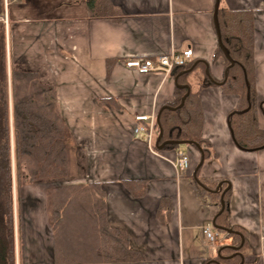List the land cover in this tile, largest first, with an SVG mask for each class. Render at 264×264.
I'll return each mask as SVG.
<instances>
[{"label":"crops","instance_id":"obj_1","mask_svg":"<svg viewBox=\"0 0 264 264\" xmlns=\"http://www.w3.org/2000/svg\"><path fill=\"white\" fill-rule=\"evenodd\" d=\"M109 3L112 12L95 17L86 0H9L4 7L7 60L54 87L55 108L72 135L74 174L23 186L26 226L18 262L56 264L49 189L100 184L107 220L124 229L144 257L116 264H204L205 258L217 256L219 247L230 246H239L231 248L238 264H264V146L245 150L233 139L228 120L239 103L237 95L221 88L223 59L213 60L219 46L215 0ZM220 7L253 15L254 85L263 103L258 123L264 130V0H220ZM187 47L193 49V61L204 64L179 82L200 92L204 143L199 146L209 156L198 170L203 155L197 145L161 150L155 144L157 129L153 147L133 132L137 115L156 119L162 107H174L177 89L184 88L177 87L174 74L140 73L125 65L127 59L155 58ZM206 65L219 84L200 86ZM179 152L191 158L185 174L173 166ZM194 172L198 179L216 182L215 190L224 194L225 223L244 230H237L241 245L233 244L227 230L216 228L215 250L203 237V221H214L220 209L200 200L190 180Z\"/></svg>","mask_w":264,"mask_h":264},{"label":"trees","instance_id":"obj_2","mask_svg":"<svg viewBox=\"0 0 264 264\" xmlns=\"http://www.w3.org/2000/svg\"><path fill=\"white\" fill-rule=\"evenodd\" d=\"M5 0H0V16L4 13ZM90 15L100 16L112 12L109 0H86ZM219 28L225 47L231 53L234 65L228 70L227 79L220 80V85L226 93L237 95L238 107L229 114L230 128L234 131L233 138L237 147L251 150L262 148L264 130L259 127L258 111L263 106L257 100L254 77V40L253 15L250 11L229 10L220 7L218 10ZM4 21L0 20V264H16L15 262V225L14 208L17 209L18 195L22 184L39 182L40 180L64 179L71 176V160L69 143L72 135L68 125L60 117L55 108L54 87L39 80L33 71L12 68L8 71L6 38ZM213 60L223 59L225 69L229 65L222 49L218 46ZM195 61L178 67L171 73L174 76L189 69ZM201 62V61H200ZM198 65L204 66L203 63ZM195 67L190 74L197 71ZM11 75L12 102L8 99V78ZM186 74L178 76L182 82ZM247 81H246V78ZM203 83L207 86L219 84L203 71ZM251 91L249 101L247 95ZM179 97L173 106L180 103L185 96L184 89H177ZM181 108L174 111H162L161 127L164 140H191L199 145L204 143L201 137V122L203 121L200 105V92L190 89ZM248 111H242L246 107ZM11 105V109L9 107ZM158 131V126L156 124ZM181 145H167L179 147ZM208 157V151L203 149ZM27 170V176L21 173V166ZM14 170L15 186L13 187L12 171ZM18 180V182H17ZM190 180L198 192L199 198L205 204L211 203L222 208L220 204L222 192L215 190L216 182L202 177ZM201 180V182L199 181ZM100 184H64L49 189L48 211L49 222L54 236V261L56 264L118 263L143 261L140 250L132 247L129 236L122 228H114L107 220L105 192ZM225 200V196L223 197ZM226 204V200L224 201ZM162 204V203H161ZM228 206L219 213L216 224L229 229L226 221ZM233 230L244 232L242 228L232 226ZM234 245H241L239 233H229ZM70 237V238H69ZM69 238V239H68ZM217 256L205 258L204 264H238V255L232 249L219 247ZM217 249V250H218ZM243 249V247H242ZM241 249V250H242ZM230 257V258H227ZM215 260V261H212Z\"/></svg>","mask_w":264,"mask_h":264},{"label":"built area","instance_id":"obj_3","mask_svg":"<svg viewBox=\"0 0 264 264\" xmlns=\"http://www.w3.org/2000/svg\"><path fill=\"white\" fill-rule=\"evenodd\" d=\"M9 0H5L4 7H7ZM1 21H5V16H0ZM194 59L193 49L187 47L181 51H171V53L160 54L159 57L155 58H131L125 61V65L133 70H137L140 73H149L153 71H163L166 74L172 73V71L178 67H185V65L192 62ZM135 120L138 121L137 126H134L133 132L147 141L150 147H153V142L157 135L156 131V119L153 116L147 117V115H137ZM145 121H150L144 123ZM176 160L173 162L174 168H177L178 173L185 174L189 171L190 156L186 152H179ZM203 237L209 242L214 250L219 245L218 231L214 228L212 220L203 221L200 226Z\"/></svg>","mask_w":264,"mask_h":264},{"label":"water","instance_id":"obj_4","mask_svg":"<svg viewBox=\"0 0 264 264\" xmlns=\"http://www.w3.org/2000/svg\"><path fill=\"white\" fill-rule=\"evenodd\" d=\"M215 4L216 5H215V8L213 10V16H214L213 23H214V28L217 31L216 35H217V41H219V47H220V49H222L223 53L226 56V59L229 61V65L226 68V70L224 71V79H227L228 70H230V68L234 65V62H233L231 53H229L228 49L225 47V44H224V42L222 41V38H221V33L222 32H221V29L219 28V16H218V10L220 9V0H215ZM197 63L194 62V64L189 69H186L185 72H180L174 78V80L176 81L177 87L184 88V89L186 88V94H185V96L181 97L180 103L177 106H174V107L169 106V105H166V106L162 107L161 111H159L158 114L156 115L159 135H157L155 144H156V146H157L158 149H161L162 150L168 144H174V145H180V144H186V145H188V144H195V145L198 146V149L201 150L199 144L197 142H194V141H191V140H188V141H185V140H175V141H173V140H164L162 142V137L164 135V131H163V128L161 127V119H160V115H161L162 110H164V109H170V110L174 111V110H176L178 108H181L183 106L186 97L190 94L189 93L190 92V87L188 85H186V84L184 85V84L179 83L178 76L180 74H182V73L185 74V73L191 72L196 67ZM206 67H207V65H206ZM208 71H209V67H207V69L205 71L206 75L209 77V72ZM245 78H246V76H245ZM246 81H247V78H246ZM247 90H248L247 101H249L251 91L249 90V87L247 88ZM250 107H251V103L249 102V107L248 108L246 107L242 111H236V113L237 112L248 111ZM233 133H234V131L232 130V135H233ZM263 146H264V144H263ZM201 153H202L203 157L201 158V162L198 163V165L196 166L197 167V170L200 169L201 163H202L203 159L205 158V154H203L202 150H201ZM197 170H196V172H197ZM196 172H194V178L195 179H197ZM223 196H224V194H222V196H221L220 204H222V208H220L219 213H221L223 211V209L225 208V206H226V204L224 202ZM216 219L214 221H212L213 222V226H214L215 229L217 228V229L227 230L228 234L229 233H239L236 230H233V229H230V228L229 229H226L225 227H222V226L217 225L216 222H215ZM230 247L232 249H238L239 248V246H230ZM219 251H218V254H219ZM233 256H236V254H232L230 257H233ZM230 257L227 256V258H230ZM212 261H215V260H212ZM215 263H216V261H215ZM206 264H208V263H206Z\"/></svg>","mask_w":264,"mask_h":264},{"label":"rangeland","instance_id":"obj_5","mask_svg":"<svg viewBox=\"0 0 264 264\" xmlns=\"http://www.w3.org/2000/svg\"><path fill=\"white\" fill-rule=\"evenodd\" d=\"M7 62H8L7 68H8L9 74H10V70L12 69V65L13 64L11 65V62H9L8 60H7ZM8 87H9L8 99L10 100V103H11L12 102V100H11V98H12V93H11L12 92L11 91L12 90V87H11V75H9V78H8ZM10 103H9V107L11 109ZM69 146L71 147V143H69ZM71 151H72V147H71ZM71 151L69 152V160L73 161L72 158H71ZM71 164L72 163H70V166H71ZM70 169H71V172H72L71 175H73L74 174V172H73V165L70 167ZM26 172H27V170H26L25 166L22 165L21 166V173L24 174L25 177L27 176V173ZM12 175L14 176V178H13V187H14L15 186V182H16V180H15V177L16 176L14 175V170L12 171ZM47 180H49V179H47ZM17 182H18V180H17ZM27 182H28V180L25 183L22 184V186H21L22 187V190L24 189L23 186H25L27 184ZM29 183H32V182H29ZM22 190L19 193L18 198H17V200H18V203L16 205L17 209L16 208L13 209L14 210L13 212H15V214H14L15 215L14 216V225H15V228H14L15 229L14 237H16V241H15V250H16V253H15V262H16V264H20V262H18L17 257H18V253L20 252L21 244H22V242L24 240V237H23V231L24 230H23V228H25V226H26V224L24 223V214H25V211H26L25 210L26 209L25 208V202H27V201L24 199L25 198V195L22 193ZM48 191H47V194H48ZM51 227H52V225H51ZM53 242H54V240H53Z\"/></svg>","mask_w":264,"mask_h":264}]
</instances>
